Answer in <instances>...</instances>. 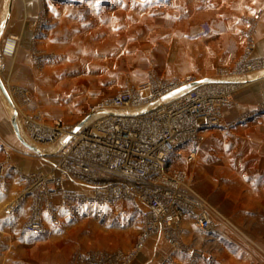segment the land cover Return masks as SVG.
Masks as SVG:
<instances>
[{"label": "crops", "instance_id": "crops-1", "mask_svg": "<svg viewBox=\"0 0 264 264\" xmlns=\"http://www.w3.org/2000/svg\"><path fill=\"white\" fill-rule=\"evenodd\" d=\"M256 11L260 13V19L252 23L251 18ZM212 19H224L227 30L220 32L214 29L207 34L201 33L200 24ZM40 22L44 24L40 26ZM156 26L163 28L160 38H156ZM142 27H148L145 35V32L142 34ZM115 29L116 45L121 51L127 49L137 53L143 50L148 53L147 59L153 56L159 60L156 75L152 78L172 79L192 75L195 79H202L215 76L218 66L232 65L242 56L248 43L249 30L254 41L252 55L264 56V0H0V66L11 69V79L34 93L45 83L46 88H55L58 83H63L65 75H58L53 68L80 60L81 55L76 54L78 48L86 49L91 45L96 50H102L114 35L110 31ZM12 35L20 36L15 53L10 50L14 44L10 39ZM142 35L145 39H142ZM142 44L146 46L142 47ZM33 47H40L53 55L54 61L50 59L46 65L51 72L46 79L37 75L31 60ZM89 67L81 71L88 73L92 70L93 74L94 68ZM149 79H142L137 84ZM243 82L234 92L236 103L225 110L221 125L204 130L201 141H206L210 134L222 132L227 133L234 147L250 148L251 155L246 163H252L253 167L246 176L244 194L249 197L260 195L261 198L250 205H240L235 198L223 196L222 191L210 193L206 182L199 179L200 182L196 181L194 187L224 217L222 219L215 215V232L202 231L191 215H184L170 231L145 237L140 247L137 245L142 238L147 206L130 199L106 203L94 201L99 203L107 224L114 220L119 224L124 217H132V229L126 228L131 229V237L127 241L121 240L119 244L133 245L139 238L132 251L126 252L132 254L125 264H264V234L250 230L260 225L261 219L257 216L259 220L254 217V220L246 221L239 214L264 209V114H252L259 103L264 102V83L252 78ZM96 93L84 91L81 95L89 100L98 95ZM2 96L5 95L0 89V131L10 133L14 126L12 117L11 125L6 122ZM247 115L250 118L246 119ZM9 136L10 139L0 136V145L5 148L11 146L12 138ZM56 159V155L50 152L40 153L26 147V151L12 155L7 172L11 170L20 178V189L25 184V173L40 168L53 170ZM236 174L239 175L236 179L244 181L243 173L237 170ZM67 186L81 193H92L82 184L72 181H67ZM53 198L59 208V218L53 220L43 213L45 231L42 233H31L24 228V219L31 214L30 199L21 204L18 210L20 215L16 218L0 217L6 234L0 237V264H70L76 254L83 259L92 250V243L86 239L91 234L77 230L70 220L77 212H82L83 207L76 203L66 211L62 206V197L55 195ZM122 200L125 202L118 203ZM60 209L67 213L63 214ZM63 215H68L69 219ZM231 227L249 229V240L239 236Z\"/></svg>", "mask_w": 264, "mask_h": 264}, {"label": "built area", "instance_id": "built-area-1", "mask_svg": "<svg viewBox=\"0 0 264 264\" xmlns=\"http://www.w3.org/2000/svg\"><path fill=\"white\" fill-rule=\"evenodd\" d=\"M251 41L247 57L254 49ZM244 62L254 64L250 60ZM202 79L192 75L151 78L120 89L103 99L74 133L75 125L48 123L26 115L27 140L40 153H46L45 147L54 146L55 151L50 154L56 152L57 159L52 172L36 170L24 175L26 185L13 203L22 201L26 194L33 197V211L24 228L31 233L44 232L43 213L58 220L59 208L52 198L59 194L68 208L78 201L130 199L145 204L138 247L150 234L170 231L184 215H191L202 231L215 232L214 208L188 182L187 171L169 170L176 150L186 143L200 142L203 131L220 126L225 110L235 105L238 85ZM194 81L198 82L182 88ZM196 153L192 150L188 160ZM67 181L82 184L92 193L69 189ZM130 254L95 250L79 264H125Z\"/></svg>", "mask_w": 264, "mask_h": 264}, {"label": "rangeland", "instance_id": "rangeland-1", "mask_svg": "<svg viewBox=\"0 0 264 264\" xmlns=\"http://www.w3.org/2000/svg\"><path fill=\"white\" fill-rule=\"evenodd\" d=\"M259 15L260 13L257 11L253 13V16L251 18L252 23L259 21ZM45 22L47 23V20ZM42 23L44 24V22H40V26L43 25ZM35 27L36 30L39 31L38 25H36ZM159 28V26H156V38H160L163 32L161 30L163 28ZM214 29L220 32L226 31V21L224 19H212L206 20L200 24L201 33L207 34ZM141 30L142 34L145 32V35L148 32V27L147 29L142 27ZM110 32L114 35L110 37L109 43L107 45H104V48H102V50H96L91 45L87 46L86 49L78 48L76 54L78 56L81 55L80 60L72 64H68L67 62L64 67H61L62 69L53 68L55 72H58V75H65V77H63L64 80L62 81L63 83H58L55 88H46L45 83L44 86H42L39 90L37 89L38 91L34 93V91L29 90L23 85L16 84L11 79V69L0 66V74L7 77L6 79L3 78V80L10 89L9 91L11 92L12 99L15 105H11L7 98L5 96H2L5 101L4 104L6 107V122L10 123L11 125V117L13 113L16 112L18 114V121L21 127V131L25 137L26 115H35L43 121H49L48 123L59 122L65 125H76L88 114H93L99 103H101V101H103V99H105L106 97L115 94L120 89L133 87L137 85V82L141 81L142 79H147L148 77L151 79L152 76L156 75V66L159 64L158 59L153 56H150V60L147 59L146 57L148 53H145L143 50L138 51L137 53H133L129 50L127 51V49L125 51H121V48L116 45V29ZM144 35H142V39ZM10 39L14 42V44L12 43L13 46H11L10 50L12 53H15L19 44L20 36L12 35ZM247 39L248 43L242 56L239 57L232 65L218 66L216 68V75L210 77L223 79L224 81H228L231 84L238 85L236 90L242 86V83H244L243 81L251 80V78L264 83V56L255 57L252 55V51L251 54L247 57V47L252 42L251 40H253L252 32L250 30L248 31ZM5 44H7V41ZM145 46V44H142V47ZM131 48H133V46ZM32 49L33 51L31 60H33L34 62L35 68L37 70V75H39L41 78H48L51 72L50 68H47L48 66L46 65L47 62L50 61V59L54 61V58H52V53L40 47H33ZM143 55L145 57H143ZM1 58L2 57L0 56V59ZM63 58L64 57H61V59ZM245 60L253 61V66H250V64L247 65L248 62H244ZM260 60L261 62H259ZM244 64H246L247 66L244 67ZM89 66L92 69L94 68L93 70L95 72L93 74H91L92 70H90V72L88 73L81 71V69L88 68ZM72 72L74 73V78L72 77ZM101 89H103L102 92H100ZM84 91L98 92L96 93L98 95L92 97V99L86 100L81 95V93ZM85 95L87 94L85 93ZM263 108L264 102L259 103V105L253 110L252 114L254 116L264 114ZM247 118L250 117H248L247 115L246 119ZM9 135H11L12 138L11 146L5 148L3 147V145H0L1 219H11L19 216L20 214L18 210L21 207V204L27 199L31 200V213L33 211V197L29 194H26L22 201L20 200L17 201L16 204H13L17 200L19 194L23 191L27 181L24 178L25 184L22 185V187L19 189L18 187L20 186V178L15 176L14 172L12 174L11 170H8L7 172V168L12 162V155L15 153L26 151L27 146H25L20 141L13 128L10 130V133L0 131V136L3 138L10 139ZM230 140L231 139H229L227 133L218 132L216 135L210 134L206 141H200L198 143L192 144L186 143L185 145H182L178 150H176L171 156L169 170L173 172L177 170H185L188 173V182H190L193 187L196 184V181L200 182V180H204L206 182V187H208L207 190L210 191V193L213 192L214 194L215 191H217L218 193L222 191V193L224 194L223 196H226L227 199H229L230 197L235 198L238 203H240V205H244L246 203L250 205L254 200L261 198L260 195L257 197H249L248 195L244 194L245 189L247 188V180L245 179L246 176L250 174V172H252L253 167L252 163H246V161H248L246 159H248V157H250L251 155V149L245 147L236 148L234 147V142H231L232 140ZM44 149L46 153L55 151L54 146H47ZM192 150L199 151L198 153H196L195 157L192 160H188V156L190 155ZM8 151L10 153H8ZM36 152H41V150ZM53 154L56 155V152ZM253 155L255 154L253 153ZM241 157H243V159L240 161L239 159ZM45 166H47V164ZM2 167L4 168V170H1ZM37 170L43 169L40 168ZM237 170H239L240 173H243L244 181L241 179H236L237 177H239V175L237 176L236 174ZM255 171L257 170L255 169ZM46 172H52V169H48V171ZM2 184H4V186ZM52 200L54 201V198H52ZM208 201L214 208L212 217L214 218L213 221L216 225L217 218H215V215H217L218 217L220 216V213L217 211V208L214 207L213 203L210 200ZM119 202H125V200L118 201V203ZM76 203L77 206H82L83 210L82 212H77L75 216L70 220L71 222L75 223L77 230H83L91 234H89L90 237L87 236L86 238L87 240H90L88 242L92 243L93 245L92 250H90L89 252L95 250L111 252L132 251L133 245L138 240L139 236L137 237V240L133 245H131L130 243L119 244L121 240L127 241L129 240V237H131L130 234H132V228L130 227V225L133 222V220L131 219V215L128 217H124V220L122 222H119V224L116 223L115 220L112 222L110 221V223L107 224L98 207L99 203H95L94 201H78ZM62 206L66 211H69V208H67L64 203H62ZM29 207L30 205L26 209L28 210ZM239 214H241L246 221H252L254 220V217L257 219L259 217V219H261L260 225L255 227V229L250 230H254L258 234H264V209H261V211H257L256 213L240 212ZM28 216L26 219H24V221L29 220L31 214L29 217ZM63 217L68 218V215H63ZM220 217L222 219L224 218L222 214ZM227 219L229 218L227 217ZM230 220L232 221V219ZM3 225V223L0 224V237L6 235L4 233L5 227H3ZM126 228L131 229L127 230ZM231 229L236 231L239 236L243 237L245 240H249V235L247 234V232L249 233V229H235L232 227ZM75 257L76 258H73L71 260L70 264H79L82 261V259H79L81 258L80 255L78 257V255L76 254Z\"/></svg>", "mask_w": 264, "mask_h": 264}, {"label": "water", "instance_id": "water-1", "mask_svg": "<svg viewBox=\"0 0 264 264\" xmlns=\"http://www.w3.org/2000/svg\"><path fill=\"white\" fill-rule=\"evenodd\" d=\"M202 80H213V81H221L223 79H217V78H214V77H206ZM196 82L198 81H194L192 83H189L187 85H185L184 87L182 88H186L190 85H193L195 84ZM0 89L2 90V92L4 93L5 97L7 98V100L11 103V105H13V99L11 97V94L0 74ZM92 114H88L83 120H81L79 123H77L75 125V127L73 128L72 132H76L79 130V128L91 117ZM12 123H13V126H14V130H15V133L16 135L18 136V138L20 139V141L25 145L27 146L28 148L34 150V151H39L38 147H36L35 145H33L32 143H30L27 138L23 135L22 131H21V127H20V124H19V121H18V114L16 112L13 113L12 115ZM71 135L68 136L67 138V141L70 139Z\"/></svg>", "mask_w": 264, "mask_h": 264}, {"label": "bare ground", "instance_id": "bare-ground-1", "mask_svg": "<svg viewBox=\"0 0 264 264\" xmlns=\"http://www.w3.org/2000/svg\"><path fill=\"white\" fill-rule=\"evenodd\" d=\"M7 86V85H6ZM8 88V87H7ZM9 90V89H8ZM10 92V91H9ZM11 94V93H10ZM11 97H12V95H11ZM14 102V101H13ZM13 106H14V103H13ZM39 149V148H38ZM39 151H40V149H39Z\"/></svg>", "mask_w": 264, "mask_h": 264}]
</instances>
